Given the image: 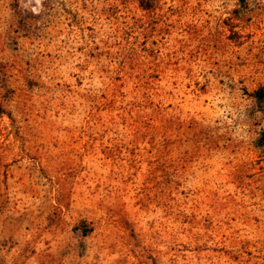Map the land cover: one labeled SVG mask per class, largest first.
Returning <instances> with one entry per match:
<instances>
[{
	"label": "rangeland",
	"instance_id": "rangeland-1",
	"mask_svg": "<svg viewBox=\"0 0 264 264\" xmlns=\"http://www.w3.org/2000/svg\"><path fill=\"white\" fill-rule=\"evenodd\" d=\"M257 89L264 0H0V264H264Z\"/></svg>",
	"mask_w": 264,
	"mask_h": 264
},
{
	"label": "trees",
	"instance_id": "trees-1",
	"mask_svg": "<svg viewBox=\"0 0 264 264\" xmlns=\"http://www.w3.org/2000/svg\"><path fill=\"white\" fill-rule=\"evenodd\" d=\"M242 1V0H241ZM253 96L256 98V99H260V98H264V90L262 89H257L253 92ZM2 113V110L0 108V115ZM257 145L258 146H261L262 148H264V132H261L259 134V137L257 139ZM83 232H86V231H83Z\"/></svg>",
	"mask_w": 264,
	"mask_h": 264
}]
</instances>
